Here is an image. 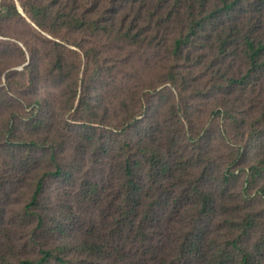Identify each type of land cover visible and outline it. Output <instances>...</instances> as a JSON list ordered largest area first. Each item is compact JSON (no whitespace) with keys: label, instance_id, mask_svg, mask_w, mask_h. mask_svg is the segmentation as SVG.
Masks as SVG:
<instances>
[{"label":"trees","instance_id":"1","mask_svg":"<svg viewBox=\"0 0 264 264\" xmlns=\"http://www.w3.org/2000/svg\"><path fill=\"white\" fill-rule=\"evenodd\" d=\"M121 1L113 0L114 8H111L104 5L106 0H0V34L4 35L0 38V58L4 59L0 61V77L4 74L7 78L5 88L11 91L17 81L15 72L29 74L30 81H35L41 78L45 68V76L67 94L62 112L84 130L82 134L69 135L64 128L58 127V133L48 131L43 137H28L22 133L25 137L21 135L19 140L9 141L13 142L10 150L15 161L9 162L14 170L6 183L15 172L23 176L21 179L36 172L41 150L50 152L55 167L42 169L29 201L20 212L26 222H36L30 239L40 247V254H22L19 238L13 235V229L5 224L4 218V243L0 245L2 264H264V210L232 216L228 227L239 234L231 233V229L215 232L213 221L219 203L218 194L203 183L208 169L191 182L198 200L195 222L184 231L173 251L157 243L154 231L163 222L156 195L161 192L164 196L167 186L172 184L170 178L177 177L178 170H182L180 174L184 177L189 165L185 162L183 169L180 168L178 159H171L154 144L137 145L126 139L117 148L114 131L120 127L101 123V118L107 120L108 114L103 115L100 105L93 103L92 83L80 93V81L74 72L81 64L69 61L64 44L44 34L42 47L28 38L24 39V44H19L7 37L11 35L6 31L9 25L30 21L37 30L66 40L73 36L72 32L79 31L87 35L115 33L120 40L139 44L152 36L160 37V34L149 33L150 29L143 26L142 20L148 14L155 17L157 12L151 13L153 9L159 7L160 11L167 4L168 8L160 16L161 24L167 19H176L178 26L181 25L172 41L164 44L173 60L169 80L177 86L186 82L190 75L186 67L191 64L195 50L206 49L205 43L210 41L209 47L218 50L220 57L238 56L248 65L246 74L229 77L231 86L246 87L255 79H263L264 83V0H129L136 15L118 17L113 9L116 10ZM93 7L95 11L91 10ZM85 52L94 65V71L89 74L92 82L100 74L101 50L91 47ZM43 54L50 57L45 67L40 58ZM19 65L24 68L19 69ZM29 105L32 108L30 116L21 119L26 131L48 123L53 116V105L44 104L40 97L30 100ZM17 112L11 105L5 121L6 133L14 138L20 123L15 120ZM225 112L234 122L239 121L233 112ZM101 126L110 128L112 134L104 133L97 139L95 133ZM130 129V126L123 128L127 133ZM262 132L264 108L254 123L250 148L254 146L252 140ZM108 142L116 151L107 147ZM69 144L75 146L76 153L86 162L66 161L63 152ZM102 146L108 153L114 151L118 182L112 187L116 195L111 210H104L100 219L93 210L109 202L106 195L110 196L111 187L97 178L96 168L100 162L90 169L87 156L91 150ZM257 155L249 168V183L258 185L257 193L264 200V153ZM147 167L150 168V185L144 182L143 171ZM47 178L69 185L56 206L45 200ZM7 197L9 199V193ZM6 213L4 208V215ZM253 235L255 239L250 241Z\"/></svg>","mask_w":264,"mask_h":264},{"label":"rangeland","instance_id":"2","mask_svg":"<svg viewBox=\"0 0 264 264\" xmlns=\"http://www.w3.org/2000/svg\"><path fill=\"white\" fill-rule=\"evenodd\" d=\"M106 2L105 6L114 8L113 0ZM167 8V4L160 11L159 7L154 8L151 13L157 12V15L153 18L150 14L144 16L143 26L150 29L149 33L160 34V37L155 39L151 35L152 38L139 44L120 40L115 33L87 35L79 31L72 32L73 36L66 40L37 30L30 21L28 24L20 22L9 25L6 31L11 35L7 37L19 44H24V39L28 38L42 47L43 34L64 44L69 61L81 64L74 72L80 81V93L83 94L88 83H92L93 103L100 105L103 115L108 114L107 120L101 118V123L120 127L114 131L117 148L126 139H131L137 145L154 144L160 146L171 159H178L181 162L180 168L183 169L185 162L189 165V169L184 171V177L180 174L182 170H178V176L170 178L172 184L167 186L164 196L161 192L156 195L163 223L157 225L154 239L173 251L184 231L198 217V200L191 182L198 180L207 169L208 176L203 183L207 189L218 194L219 211L213 221L215 232H228L231 229L228 221L232 216H241L251 210H264V200L257 193L258 185L251 186L249 183V168L256 161L257 154L264 153L263 132L252 140L254 146L250 148L254 123L258 121L264 108V83L263 79H255L246 87L231 86L229 77L246 74L248 65L238 56L220 57L218 50L209 47L210 41H206V49L195 50L191 64L186 67V73L190 74L188 80L179 86L171 82L168 74L173 60L164 44L172 41L181 25L178 26L176 19H167L161 24L160 16ZM91 10L96 9L93 7ZM116 13L118 17L136 15L129 0H122L117 4L116 10L113 9V14ZM1 37L4 35L0 34ZM91 47L101 50L100 74L92 82L89 74L94 71V65L85 52ZM40 58L45 67L50 57L43 54ZM2 60L3 57L0 58ZM23 66L17 67L23 69ZM45 73L43 68L41 78L31 82L29 74L15 72L17 81L13 83L11 91L5 88L6 76L3 74L0 77V245L4 243V229L7 225L13 229V235L16 234L19 238L22 254L28 253L29 256L40 254V247H36L30 239L36 222H26L20 212L29 201L34 182L40 177L41 171L55 166L50 152L41 150L38 152L39 168L36 172L23 179L22 175L15 172V176L6 183L10 179V172L14 170L9 162L15 161L10 150L13 142L9 141L19 140L21 135L43 137L48 131H58V127L64 128L69 135L84 132L70 120L69 115L62 112L67 94L47 78ZM39 97L44 104L53 105V116L48 119V123L26 131V125L22 124L21 119L30 116L32 108L29 102ZM11 105L18 111L15 120L20 122L17 124L15 138L6 133V114L11 111ZM227 110L233 112L239 121L234 122L225 112ZM125 126L131 127L128 133L123 130ZM110 132V128L101 126L98 133H95L96 138L104 133L112 134ZM108 143L107 147L113 149L111 143ZM103 148L93 149L87 156L88 163H91L90 169L96 168V162H100L96 168L97 178L102 184L106 182L111 187L110 196L106 195L109 202L98 205L97 210H93L100 219L105 214L104 210H111V202L116 195L112 187L118 182L115 179L118 163L113 158L116 150L114 148L113 152L108 153ZM63 154L66 161L71 163H76L78 159L85 161L76 153L73 144H69ZM143 174L144 182L150 185V168H144ZM46 180L45 200L56 206L69 185L66 188L62 181ZM231 230V233L239 234L236 230ZM255 236L250 241H254Z\"/></svg>","mask_w":264,"mask_h":264},{"label":"water","instance_id":"3","mask_svg":"<svg viewBox=\"0 0 264 264\" xmlns=\"http://www.w3.org/2000/svg\"><path fill=\"white\" fill-rule=\"evenodd\" d=\"M18 5H19V8H20L21 12L24 13V10H23L22 6H21L20 4H18ZM24 15H25V14H24Z\"/></svg>","mask_w":264,"mask_h":264}]
</instances>
